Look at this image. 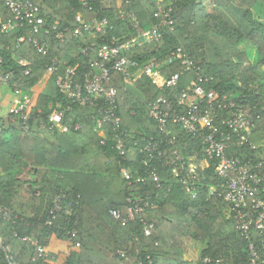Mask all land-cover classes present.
<instances>
[{
	"label": "trees",
	"instance_id": "1",
	"mask_svg": "<svg viewBox=\"0 0 264 264\" xmlns=\"http://www.w3.org/2000/svg\"><path fill=\"white\" fill-rule=\"evenodd\" d=\"M160 1L118 0L117 6L110 7L99 1L95 10L89 11L80 0H39L47 24H58L59 31L65 30L64 41L56 31L41 37L50 44L49 56L39 53L29 40L19 45V36L2 31L0 25V70L17 68V55L33 61L32 74L16 70L11 86L0 84V90L19 87L37 95L30 113V130L23 129L20 115L15 121L12 114L0 115V205L16 215L1 225V232L22 264H264V237L253 231L250 241L239 230L225 199L223 180L215 172V162L210 160L198 169L192 189L175 173L173 162L179 161L178 156L186 165L201 163L207 156L201 137H194L173 122L170 130L162 133L149 114L148 102L159 95L167 96L177 113L185 111L184 106H178L174 88L159 86L144 75L135 87L137 93L126 88L121 74L113 73L109 84L118 88L117 111L122 129L130 132L125 149L117 148L116 134L121 129L114 130L108 124L96 130L100 111L94 106L75 105L64 120L67 128L51 125L50 114L58 103L67 107L68 101L58 90L55 75L47 70L51 57L69 58L77 69L85 66L81 52L84 36L76 38L72 32L77 14L84 13L87 20L108 18V34L98 43L102 45L112 37L125 40L136 35L130 14L144 29L159 21L154 13ZM165 1L167 7H173L175 28L160 25L161 38L137 49L136 57L156 58L164 64L166 74L180 72L183 88L195 78V71L186 70L177 60L169 63L168 59L184 47L201 67L200 73L209 79L204 85L214 87L221 99L234 102V106L218 110V124L222 126V119L241 108H250L256 120L253 139H264V24L248 8L241 10L244 27L232 23L224 9L234 0ZM246 40L251 46L240 49ZM152 138L157 145L153 158L149 152H140V147ZM235 150L245 159H259L263 153L250 146ZM123 167L133 176L131 184L122 174ZM179 169L186 174V169ZM25 170L30 180L22 176ZM153 171L160 175V184L151 178ZM35 176L37 182L46 183L40 195L27 186V182L35 183ZM139 177L144 181H138ZM212 188L216 190L212 192ZM63 192L67 194L64 210L53 223L46 224L54 196ZM42 198L47 200L44 216L39 213ZM136 198L147 203L141 216L154 223L150 236L145 234L139 215L124 221ZM112 208H120V218L110 213ZM28 235L45 246L44 260L38 256L35 241L23 239ZM194 241L205 245L196 261L187 257ZM252 241L259 251L254 262ZM0 264H9L1 248Z\"/></svg>",
	"mask_w": 264,
	"mask_h": 264
},
{
	"label": "built area",
	"instance_id": "2",
	"mask_svg": "<svg viewBox=\"0 0 264 264\" xmlns=\"http://www.w3.org/2000/svg\"><path fill=\"white\" fill-rule=\"evenodd\" d=\"M82 5L89 11L96 8V3L103 0H80ZM135 22L136 35L125 40L112 37L109 43L99 45V40H104L108 34L110 26L107 17H93L87 20L84 13L76 16L77 25L73 29L76 38H82L86 34H95L96 39L85 41L81 47V52L85 56V66L77 69L71 65L69 58L63 56H53L47 64V70L55 75V82L58 90L68 98L67 107L58 103V107L50 114L52 126H64L67 112L71 111L77 104H86L99 109L96 130L105 125H112L117 132V148L128 147L130 132L127 128L122 129V118L119 115L117 96L118 88L110 85L113 73L122 75L127 89L137 86L138 81L144 77L149 78L159 86L174 88L176 91L178 106H184L183 113H177L173 108L172 101L165 95H159L147 104V109L162 133L170 130L171 122L179 124L183 130L191 133L194 137L202 139L203 151L206 158L201 163L186 165L184 160L178 156L179 161L174 160V171L180 176L182 183L188 188H193V180L198 175V169L204 168L213 160L215 162V172L223 180L222 186L226 188L225 196L229 204L232 217L236 220L239 230L251 241L253 231L264 237V139L255 141L256 120L250 108H241L239 112L231 117L221 120L222 126L218 124L216 113L220 108L234 106V102H227L225 98L219 97L218 91L214 87L207 88L204 83L208 82L201 71V67L196 63L193 56L184 47H179L168 59L169 63L175 60L180 61L186 70L195 71V78L186 86L181 88L182 75L180 72L166 74L163 71L164 64L156 58L141 60L136 57L135 51L145 44H152L161 38L160 25L175 28L176 19L173 15V7H167L165 3L159 2V7L154 13V18L159 20L148 28H142L139 20L130 14ZM0 25L1 30L6 33H15L21 42L29 40L33 47L41 54L49 56L50 44L43 40V35H50L56 31L57 37L64 41L65 30L59 31L58 24L49 26L39 4V0H0ZM2 58L0 57V62ZM33 61L28 57L16 56V67L12 69L0 70V84L10 85L17 77L16 70H21L23 74L30 75L33 71ZM14 99L11 101L9 114L14 115L13 121L20 118L25 131L30 130V113L37 99L35 93L25 91L19 87L13 89ZM80 128L81 125L77 124ZM3 128L0 126V134ZM234 143L233 144V141ZM105 143V140L102 141ZM139 146V141H135ZM235 146V147H234ZM250 146L252 149H262V157H249L245 159L235 148ZM157 147L154 139L148 140L140 147V152H149L151 158L155 156ZM124 151H122V154ZM161 153V151H160ZM177 153V152H176ZM196 157H189L193 160ZM206 161V165L204 164ZM179 167L186 169V174L182 173ZM122 174L128 178V183H132L133 176L123 167ZM151 178L158 184L161 181L160 175L153 171ZM138 181H144L139 177ZM216 189L212 188V192ZM67 194H56L53 198V205L49 210L46 224H51L56 219L57 214L64 210L63 201ZM133 200V199H132ZM147 203L143 199L136 198L129 207L127 219L131 221L140 216V221L144 225L147 236L152 234L154 223L147 222L142 216ZM110 213L115 218L121 217L120 208H112ZM16 216L10 208L0 205V248L4 251L9 264H22L16 256L14 248L7 237L1 232V225L5 221ZM27 241H35L38 256L44 260L47 255L45 246L32 236L23 237ZM250 249L253 262L259 256V251L255 242H250ZM125 255V251H120ZM142 264V263H140ZM227 264V263H224Z\"/></svg>",
	"mask_w": 264,
	"mask_h": 264
},
{
	"label": "rangeland",
	"instance_id": "3",
	"mask_svg": "<svg viewBox=\"0 0 264 264\" xmlns=\"http://www.w3.org/2000/svg\"><path fill=\"white\" fill-rule=\"evenodd\" d=\"M160 2L161 3L163 2L166 4L165 0H162ZM247 8L252 10L255 18L264 24V0H234L230 7H228L227 9H224L225 16H228L230 20L232 21V23L240 27H244L242 23V18L240 17V15L242 14L241 10H245ZM208 10L209 12H212L213 7L209 6ZM250 46H251V42L246 40L244 43L240 44L239 48L246 49V48H249ZM133 90L139 93L136 88H133ZM4 91H6L7 94L4 97H0V105H1L0 114L1 115H5L8 113L10 106H11L10 104H8V101L14 99L13 90H11V88L5 87ZM2 99H3V102L1 104ZM204 164H206V161ZM25 177H29V176L27 174H24V178ZM204 247L205 245L203 244V242L194 241L191 244L190 250L187 254L188 259L193 260V261L198 260Z\"/></svg>",
	"mask_w": 264,
	"mask_h": 264
},
{
	"label": "crops",
	"instance_id": "4",
	"mask_svg": "<svg viewBox=\"0 0 264 264\" xmlns=\"http://www.w3.org/2000/svg\"><path fill=\"white\" fill-rule=\"evenodd\" d=\"M104 1V4H105V6L107 5V6H113V5H115V6H117L118 5V0H103ZM96 39V35L95 34H86L85 36H84V41H91V40H95ZM4 88L5 87H3V88H1V90H0V97H4L6 94H7V92L6 91H4ZM13 100V99H12ZM12 100H10V101H8V104H10L11 105V101ZM2 102H3V99H2V101H1V104H2ZM1 106V105H0ZM8 113H9V111H8ZM8 113L7 114H5V115H2V116H7L8 115ZM1 115V114H0ZM204 163H205V161H204ZM206 165V164H205ZM24 174H27L28 176L30 175L27 171H25L23 174H22V176H24ZM51 174V173H50ZM52 175V174H51ZM38 176H35L34 178H33V180L35 181V183H28L27 182V186L28 187H30V188H34V191H35V193L36 194H38V195H40V193L42 192V191H44L43 190V186H44V184L46 185V183L45 182H43V181H38L37 182V180H38V178H37ZM32 177H25L24 179L25 180H30ZM45 209H47V200L45 199V198H42V201H41V208L39 209V213H40V215L41 216H44V212H45Z\"/></svg>",
	"mask_w": 264,
	"mask_h": 264
}]
</instances>
